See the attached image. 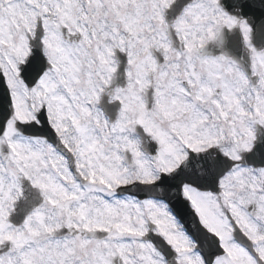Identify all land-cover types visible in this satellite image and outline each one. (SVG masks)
I'll return each mask as SVG.
<instances>
[{
  "label": "snow or ice",
  "instance_id": "6c2138e0",
  "mask_svg": "<svg viewBox=\"0 0 264 264\" xmlns=\"http://www.w3.org/2000/svg\"><path fill=\"white\" fill-rule=\"evenodd\" d=\"M0 264H264V0H0Z\"/></svg>",
  "mask_w": 264,
  "mask_h": 264
}]
</instances>
